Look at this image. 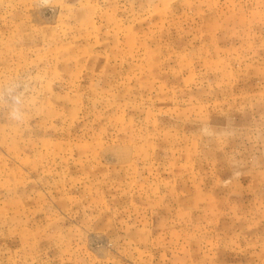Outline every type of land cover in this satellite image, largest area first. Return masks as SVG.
<instances>
[{"label":"rangeland","instance_id":"rangeland-1","mask_svg":"<svg viewBox=\"0 0 264 264\" xmlns=\"http://www.w3.org/2000/svg\"><path fill=\"white\" fill-rule=\"evenodd\" d=\"M0 264H264V0H0Z\"/></svg>","mask_w":264,"mask_h":264}]
</instances>
